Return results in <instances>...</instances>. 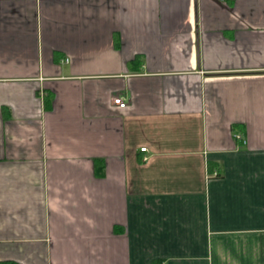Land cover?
Returning <instances> with one entry per match:
<instances>
[{
    "label": "crops",
    "instance_id": "1",
    "mask_svg": "<svg viewBox=\"0 0 264 264\" xmlns=\"http://www.w3.org/2000/svg\"><path fill=\"white\" fill-rule=\"evenodd\" d=\"M231 1L0 0V262L264 264V0Z\"/></svg>",
    "mask_w": 264,
    "mask_h": 264
},
{
    "label": "built area",
    "instance_id": "2",
    "mask_svg": "<svg viewBox=\"0 0 264 264\" xmlns=\"http://www.w3.org/2000/svg\"><path fill=\"white\" fill-rule=\"evenodd\" d=\"M113 104H114V105H117L120 109H123V108L126 107V102H124V101L122 100V98H120V97H116V98H114V99H113ZM139 151H140V153H144V152H146V148H141ZM146 158H147V157H143V158H141V159H142L143 162H145V161H147Z\"/></svg>",
    "mask_w": 264,
    "mask_h": 264
},
{
    "label": "trees",
    "instance_id": "3",
    "mask_svg": "<svg viewBox=\"0 0 264 264\" xmlns=\"http://www.w3.org/2000/svg\"><path fill=\"white\" fill-rule=\"evenodd\" d=\"M231 2H232L231 0H226V3L228 4V6H232V3ZM134 63L139 64L140 67H141L142 66V63H143L142 57H138L137 56L131 63L128 64V66L131 67V65L134 64ZM139 161H140V159H139ZM0 264H18V263L11 262V261H4V262H0Z\"/></svg>",
    "mask_w": 264,
    "mask_h": 264
}]
</instances>
